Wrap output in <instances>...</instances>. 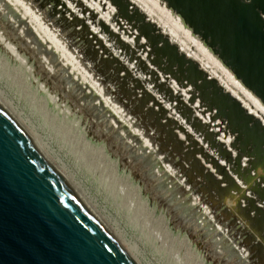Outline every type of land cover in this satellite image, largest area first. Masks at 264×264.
I'll use <instances>...</instances> for the list:
<instances>
[{
  "label": "rangeland",
  "instance_id": "obj_1",
  "mask_svg": "<svg viewBox=\"0 0 264 264\" xmlns=\"http://www.w3.org/2000/svg\"><path fill=\"white\" fill-rule=\"evenodd\" d=\"M27 1L39 18L49 25L48 28L61 42L63 48L77 58L80 67L72 71L69 63L64 66L61 56L47 44L46 38L41 37L34 25H31L28 16L22 18L20 24H16L19 22L14 23L11 18L5 16L3 7H0V98H3L17 118L19 115L20 121L27 125L29 131L30 129L34 131L30 133L46 152H49L56 167L62 170L111 228H115L137 259L142 264H264V227L254 228L257 221L264 218V173L259 176V168H264V129L259 128L261 129L264 124L261 123L263 121L259 119L260 116H255L252 111L246 112L249 110L246 102H243L239 95H234L230 88L226 89L227 86L224 84L227 78L225 75H233L248 93L256 99L259 98L264 105L263 100L238 76L245 71L250 82L256 83L264 93V83L252 78L256 73H264V68L258 63H255V66V61L260 62L257 59L248 58L246 65L243 63L246 53L239 46H242V43L235 40L234 36L226 35V27L221 24V20H217V14L213 11L216 0H139L144 4L138 0L135 1L136 4H133L132 0H122L124 3H119L118 0L117 5L121 8L116 5L117 0L110 2L94 0L99 5L102 3L100 6H104V2H109L106 4L109 7L105 5L106 7L98 9L90 4L92 2L93 5L96 4L93 0ZM128 1L129 3L124 5ZM241 2L242 6L250 4L251 7L254 4V0ZM231 4L233 5L227 3L226 6L237 8V5ZM113 5L117 7L112 8ZM141 6H144V9ZM75 11L80 17H76ZM261 11L263 12L260 10L258 16ZM139 13L142 19L139 18ZM18 15L15 14L16 17H19ZM82 16L89 18V22H95L99 31H92ZM260 16L264 21V14ZM135 17L139 20L136 21ZM186 19L196 28L201 27L211 32L214 39L223 40V53L232 60L238 74L214 50L218 47L207 44L205 38L195 32V28L190 26ZM78 20L84 22L87 29L81 25L82 22L78 23ZM164 20L167 22H163ZM176 21L181 30L183 28L181 32L179 31V37L183 39L177 37L179 39L171 40V34L166 31L169 26L164 23L174 24ZM122 27L128 30H123ZM130 29L132 30L129 33H132L134 38H130L131 35L127 33ZM145 31L149 34H144ZM145 35L148 37L150 35L152 39ZM138 37L142 39L141 42ZM135 38H138L139 44L137 40L134 41ZM156 40L158 42L154 43ZM177 41L182 43L181 46L187 44V47H196L194 50L197 53L194 55L187 53L188 50L183 46L180 47L183 48L180 50L182 53H179L177 50L180 49V45ZM192 41H194L192 44L187 43ZM89 43L95 48L92 58L88 48L90 45L87 46ZM165 44L167 45L164 46ZM232 44L237 47H232ZM145 46L148 48V55L146 54L144 58L140 50L146 49ZM249 46L250 44L245 45ZM158 49L160 53L162 49L163 54H159ZM167 52L170 55L166 54ZM198 52L201 55L200 59ZM137 56H141L142 59L138 60ZM107 59L111 63L107 62ZM155 59L158 61L157 64H154ZM202 59L208 60L207 64L202 62ZM150 60L154 62L152 66L148 62ZM178 60L181 62H177ZM208 62L212 63L210 67ZM107 63L110 65H106ZM212 66L215 68L214 72ZM252 66L262 70L256 71ZM188 69H192L190 70L192 73ZM168 70L172 71L168 73L169 75ZM223 70H226L225 73ZM183 71L188 72L186 76L184 75L186 79L197 72L193 80L197 79L195 82L198 85L194 81L191 83L196 85V89L194 86L190 88L191 95L198 91L197 96L201 94L204 97L200 95L203 98H199L200 105L196 106L205 105L208 109H215L213 112L216 116L226 111L232 115L239 102L240 105H237L239 112H245L247 115L237 116L233 113L236 119L235 116L224 113L228 118L221 115L223 117L220 116L219 119L218 116L220 122L212 124L211 120L206 121L203 115L199 117L200 114H195L194 117L199 118V127L205 131L207 137L199 138L203 131L196 133L191 130L192 125L187 124V119H181L182 115L186 114L183 112L185 108H179L180 106H176L178 101L177 103L174 100L169 101L171 97L167 96L168 91L176 92L179 97L183 95L184 92L180 88V84L185 82ZM212 72L221 75L222 78L216 75L215 77ZM92 79L94 85L90 83ZM160 80L168 82L165 90L167 93L155 88L158 82L161 83ZM176 80L179 84H175ZM225 96L231 103L235 96L234 100L239 101H233L232 105L228 101L227 104ZM221 97L223 98L220 99ZM190 98L192 97L189 96L188 100ZM181 99L185 98L182 96ZM188 100L185 101L187 105ZM222 105L225 110L229 107L228 110L225 111ZM240 106L243 111L247 109L241 112ZM201 109L199 108V111H203ZM248 114L254 115L253 119L256 122ZM211 124L218 126L217 130L210 128ZM221 129L224 131L223 134ZM225 132H229L231 136L233 134L232 141L221 139L222 135L224 137L228 135H224ZM241 132L259 145L256 155L263 157L262 162L258 164L259 168L252 169V174L244 171V168L250 167L252 157L241 154V148H236L238 144L241 147L243 143ZM219 133L220 135L216 136ZM214 141L217 143H213ZM223 146L227 151H222ZM248 149H252L251 146H248ZM194 159L202 166L194 162ZM222 168L226 171L224 172ZM230 181L237 185L235 186L237 189H230L227 192ZM240 189L243 193L246 189L244 196ZM230 193L234 197L238 196L239 200L235 203L230 202L227 196H230ZM254 207L261 209L256 213Z\"/></svg>",
  "mask_w": 264,
  "mask_h": 264
},
{
  "label": "water",
  "instance_id": "obj_2",
  "mask_svg": "<svg viewBox=\"0 0 264 264\" xmlns=\"http://www.w3.org/2000/svg\"><path fill=\"white\" fill-rule=\"evenodd\" d=\"M226 3L237 5L239 9L234 8L237 15L247 21L254 32L245 38L250 46H241L246 53L243 63L246 65L248 58L260 60L259 55L264 53L263 19L255 10L248 9V5L242 6L241 0H227ZM186 21L207 44L218 47L214 50L238 74L232 60L223 53L221 38L214 39L211 32ZM238 76L264 102L259 86L250 82L245 74ZM252 78L255 80V76ZM241 134L246 144L241 143V147L238 144L236 148H241V154L252 157L250 167L244 168L251 173L262 162L256 155L259 145L247 134ZM198 165L202 166L199 162ZM0 264H136L88 204L44 157L24 125L1 99Z\"/></svg>",
  "mask_w": 264,
  "mask_h": 264
},
{
  "label": "bare ground",
  "instance_id": "obj_3",
  "mask_svg": "<svg viewBox=\"0 0 264 264\" xmlns=\"http://www.w3.org/2000/svg\"><path fill=\"white\" fill-rule=\"evenodd\" d=\"M57 1H62V0H57ZM94 1V0H93ZM98 1V0H97ZM102 2L103 1H105V0H101ZM114 1V0H113ZM113 1H112V3H113ZM125 1V0H124ZM131 1V0H130ZM132 1H134V3L133 4H136V2L135 1H137V0H132ZM141 1V0H140ZM139 0H138V2H140ZM156 1V0H155ZM154 1V2H155ZM164 1V0H163ZM211 1V0H210ZM28 2L29 1H27V0H0V7H3V14H5V16H7V17H9V18H11L13 21H14V23H16V22H19V23H16V24H20V20L22 19V18H24L25 16H28V18H29V22L30 23H32L31 25H34L33 27H35V29H37L38 30V33H40L41 34V37L43 36V37H45L46 38V40L48 41V43L47 44H49L50 46H52L53 48H54V50H56V52H58L57 54H59L60 56H61V58H62V60H63V62H64V66H67L68 65V63L70 64V67H71V70L72 71H74V70H77L79 67H80V63L76 60L77 58H75V57H73V54H70L69 52H67L64 48H63V45H61V42H59V40L58 39H56V37L54 36V34L50 31L51 29H49L48 28V26L45 24V22H43V20H41L40 18H39V16H38V14H36V12H34V10H32V8H31V5L30 4H28ZM91 2V1H90ZM89 2V3H90ZM94 2H96V1H94ZM109 2H110V0H109ZM108 2V3H109ZM117 2H118V0L115 2L116 3V5H117ZM124 3L122 0H119V3ZM147 4H148V2L147 1H145ZM175 2V1H174ZM177 2V1H176ZM190 2V1H189ZM204 2V1H203ZM212 2H214V1H212ZM105 3V5L106 4H108L107 2H104ZM127 3H129V1L128 2H126V4H124V5H127ZM140 3H143L144 4V2H140ZM145 3V5H147ZM151 3H152V1H151ZM151 3H149V5L151 6ZM191 3V2H190ZM206 3H207V1H206ZM209 3V2H208ZM253 3V2H252ZM7 4V5H6ZM60 4V3H59ZM58 4V5H59ZM90 4H92V6L93 7H96L97 9L99 8V7H104V6H100V5H102V3H100V5L96 2V4H94L93 5V2L92 3H90ZM114 4V3H113ZM133 4H131V5H133ZM138 4V3H137ZM142 4V5H143ZM155 4H156V2H155ZM192 4H193V1H192ZM212 4V3H211ZM226 0H216V5H215V7L213 8V9H215V10H213L216 14H217V17L216 18H218L217 20L219 21V20H221V24L222 25H224V27H226V29H225V31L227 30V34L226 35H230V36H234V38H235V40H237V41H239V42H241L242 43V45H246V44H249V42H248V40L247 39H245V38H247L248 37V35L249 34H251V33H254L251 29H250V27H249V24L247 23V21H245V20H242L238 15H237V11H235L234 9H232V7H230V8H228L227 6H226ZM228 4H230V3H228ZM128 5H130V4H128ZM141 5V4H140ZM157 5V4H156ZM160 5V4H159ZM165 5V4H164ZM187 5V4H186ZM231 5V4H230ZM247 5V4H246ZM71 6V5H70ZM107 6V5H106ZM105 6V7H106ZM118 6V8H121V6L120 5H117ZM117 6H115V7H117ZM139 6V5H138ZM138 6H136V10H137V7ZM150 6H148L149 8H150ZM211 6V5H210ZM249 6H250V4H249ZM248 6V7H249ZM107 7H109V6H107ZM114 7V5H113V7L112 8H115ZM123 7V6H122ZM125 7H127V6H125ZM142 7V6H141ZM144 7V6H143ZM142 7V8H143ZM153 7H156V6H153ZM196 7V6H195ZM226 7V8H225ZM234 7V6H233ZM111 8V7H110ZM117 8V9H118ZM139 8H140V6H139ZM141 8V10H143ZM148 8V9H149ZM157 9H158V7H156ZM190 8H191V6H190ZM194 8V7H193ZM236 8V7H235ZM107 9H109V8H107ZM125 9V8H124ZM165 9V8H164ZM168 9V8H167ZM208 9V8H207ZM237 9H239L238 7H237ZM248 9H251V10H255L257 13L258 12H260V10H263V12L261 11V13H260V15L261 14H264V2H263V0H254V4H253V6H251V7H249ZM112 10V9H111ZM111 10H110V12H111ZM123 10V9H122ZM121 10V11H122ZM126 10V9H125ZM125 10H124V12H125ZM139 10V9H138ZM140 10V11H141ZM152 10V9H151ZM153 10L155 11V9L153 8ZM188 10V9H187ZM212 10H210V12L212 11ZM114 11V10H113ZM119 11V10H118ZM139 11V12H140ZM147 11V10H146ZM153 11V12H154ZM212 11V12H213ZM108 12V11H107ZM124 12H122V13H124ZM138 11H136V13H137ZM144 12V11H143ZM152 12V11H151ZM156 12V11H155ZM162 12V11H161ZM196 12H198V11H196ZM211 12V13H212ZM16 13H18L19 15V17H16L15 16V14ZM126 13H127V11H126ZM147 13V12H146ZM150 13V12H149ZM159 13V12H158ZM163 13V12H162ZM189 13V12H188ZM191 13V12H190ZM195 13V12H194ZM199 13H200V11H199ZM2 14V15H3ZM108 14V13H107ZM112 14V12L109 14V15H111ZM125 14V13H124ZM134 14V13H133ZM142 14V13H141ZM161 14V13H160ZM259 14V13H258ZM75 15H76V17L78 16V17H80V14L78 13L77 14V12L75 11ZM74 15V16H75ZM105 15H106V13H105ZM139 15H140V13H139ZM155 15V14H154ZM158 15V14H157ZM195 14H193V16H194ZM198 15V14H197ZM208 15H209V13H208ZM108 16V15H107ZM132 16V15H131ZM137 16V15H136ZM165 16V15H164ZM213 16V15H212ZM83 17V19L84 20H86L88 23H89V25H90V28L92 29V31H94V32H98L99 31V29L97 28V26L95 25V22H89V18H85V16H82ZM106 17V16H105ZM126 17H128V16H126ZM132 17H134V16H132ZM139 16H137V18H138ZM142 17V15H140V17L139 18H141ZM153 17V16H152ZM159 17V16H158ZM168 17H171V16H168ZM195 17V16H194ZM206 17V16H205ZM209 17V16H208ZM136 18V17H135ZM136 18V21L137 20H139V19H137ZM161 18V17H160ZM201 18V17H200ZM4 19H6V18H4ZM3 19V20H4ZM75 19V18H74ZM142 19V18H141ZM154 19V18H153ZM172 19V18H171ZM24 20V19H23ZM80 20V19H79ZM79 20H78V23H80L81 24V22H79ZM160 20V19H159ZM162 20V19H161ZM76 21H77V18H76ZM130 21H132V19L130 20ZM133 21H134V19H133ZM141 21H143V20H141ZM157 21H158V19H157ZM166 20H164L163 22H165ZM170 21V20H169ZM168 21V22H169ZM174 21V20H173ZM178 21V20H177ZM174 22V24H172V23H164V24H166V25H168L169 26V28H168V30H166V31H168L170 34H171V37H172V39L171 40H175V38H177V37H179V31L181 32L182 30H183V28H182V30H181V26L179 25V23L178 22ZM245 21V22H244ZM23 22V21H22ZM21 22V23H22ZM87 22H85V23H87ZM159 22V21H158ZM162 22V21H161ZM167 22V21H166ZM170 22H172V20L170 21ZM27 23H28V21H27ZM132 23V22H131ZM160 23V22H159ZM158 23V24H159ZM79 24V25H80ZM157 24V25H158ZM161 24V23H160ZM220 24V23H219ZM81 25H84L85 27H86V29H87V26L84 24V22H82V24ZM120 25V24H119ZM123 25H125V23L123 24ZM128 25H129V23H128ZM132 25V24H131ZM218 25V24H217ZM226 25V26H225ZM84 26H82V27H84ZM127 26V25H126ZM163 26V25H162ZM215 26V25H214ZM219 26V25H218ZM84 27V28H85ZM124 27V26H123ZM123 27L121 28V29H123ZM128 27V26H127ZM164 27V26H163ZM130 28V27H129ZM220 29H221V26L219 27ZM117 29V28H116ZM126 29V28H125ZM125 29H123V30H125ZM163 29V28H162ZM218 29V28H217ZM219 29V30H220ZM126 30H128V29H126ZM131 30L132 29H130V31H128L127 33H129V32H131ZM82 31H83V28H82ZM163 31H165V30H163ZM224 31V30H223ZM93 32V33H94ZM101 32H103V31H101ZM100 32V33H101ZM126 32V31H125ZM106 33V32H105ZM167 33V32H166ZM219 33H220V31H219ZM222 33V32H221ZM98 34V33H97ZM122 34V33H121ZM130 34V33H129ZM132 34V33H131ZM130 34V35H131ZM143 34V33H142ZM140 35L141 37L144 35V34H147L146 33V31H145V33L143 34V35ZM149 34V33H148ZM147 34V35H148ZM223 34V33H222ZM102 35V34H101ZM147 35H145V36H147ZM167 35H168V33H167ZM182 35V34H181ZM180 35V36H181ZM189 35V34H188ZM191 35V34H190ZM225 35V34H224ZM102 36H104V35H102ZM139 36V37H140ZM183 36V35H182ZM229 36V37H230ZM105 37V36H104ZM133 36L131 35V37L130 38H132ZM138 37V38H139ZM185 37V36H184ZM39 38V37H38ZM44 38V39H45ZM106 38V37H105ZM128 38V37H127ZM134 38V37H133ZM138 38H135L134 39V41L135 40H137V44H139L141 41H142V39L140 40V38H139V40H140V42H139V40H138ZM143 38V37H142ZM147 38H150V35H149V37L147 36ZM179 38H182V37H179ZM179 38H177V39H179ZM187 38V37H186ZM93 39H94V37H93ZM150 39H152V38H150ZM150 39H149V41H150ZM166 39V38H165ZM168 39V38H167ZM183 39V38H182ZM192 39V38H191ZM217 39V38H216ZM230 39V38H229ZM169 40V39H168ZM184 40H186V39H184ZM189 40V39H188ZM45 41V40H44ZM111 41V40H110ZM113 41V40H112ZM179 41V40H178ZM177 41V42H178ZM181 41H183V40H181ZM191 41V40H190ZM196 41V40H195ZM198 41H200V40H198ZM223 41V40H222ZM46 42V41H45ZM88 42V41H87ZM151 42V41H150ZM158 41L156 40V42H154V43H157ZM194 41H192V42H187V43H193ZM133 43H135V42H133ZM179 43V42H178ZM177 43V44H178ZM181 43V42H180ZM180 43L178 44V45H180ZM197 43V42H196ZM241 43H239V44H241ZM182 44V43H181ZM229 44V43H228ZM235 44V43H234ZM88 45H90V47L88 46ZM144 45V44H143ZM147 45V44H146ZM167 44H165L164 46H166ZM170 45V44H169ZM168 45V46H169ZM175 45H176V43H175ZM196 45V44H195ZM233 45V44H232ZM41 46V45H40ZM87 46H88V48L90 49V53H92V55L90 54V58H92L91 56H93L94 55V50H93V45H92V43L90 44H87ZM135 46H136V43H135ZM139 46V45H138ZM141 46H142V44H141ZM183 46V48H185V49H187L188 51H186L187 53L189 52L190 54H192V55H194V53L196 54L197 52H195V50H194V48H196V47H187L188 45L186 44V46H184V45H182ZM181 45L179 46V48L180 47H182ZM192 46V45H191ZM194 46V45H193ZM234 46H236V45H233L232 47H234ZM240 47H241V45H239ZM10 47V46H9ZM113 47V46H112ZM111 47V48H112ZM146 47V46H145ZM171 47H173V46H171ZM230 48H231V45L229 46ZM237 47V46H236ZM239 47V48H240ZM139 48H141L142 49V47H139ZM158 48V47H157ZM163 48H165V47H163ZM173 48H175V46L173 47ZM182 48V49H183ZM199 48V47H198ZM247 48V47H246ZM95 49V48H94ZM148 48L146 47V49H142V50H140L141 51V55L142 56H144V58L146 57V54H147V52H148V50H147ZM168 49V48H167ZM166 49V50H167ZM171 49V48H170ZM181 48L179 49V50H177V51H179V53L181 52L180 50H182ZM202 49V48H201ZM157 50V49H156ZM228 50V49H227ZM230 50V49H229ZM235 50V49H234ZM96 51V50H95ZM169 51H171V50H169ZM232 51V50H231ZM230 51V52H231ZM152 53H153V51H151ZM157 52H159V49H158V51ZM201 52V51H200ZM205 52V51H204ZM229 52V51H228ZM236 52H237V50H236ZM96 53V52H95ZM139 53V52H138ZM149 53H150V51H149ZM151 53V54H152ZM161 53L163 54V52H162V49H161ZM160 52H159V54H161ZM173 53H175L174 51H173ZM179 53H177V54H179ZM182 53V52H181ZM207 53V52H206ZM209 53V52H208ZM243 53V52H242ZM97 54V53H96ZM118 54V53H117ZM135 55H136V53H134ZM140 54V53H139ZM151 54H149V57H151ZM166 54H169L170 55V53L169 52H167ZM176 54V55H177ZM184 54V53H183ZM186 54V53H185ZM231 54V53H230ZM264 54V53H263ZM263 54H260L259 56L261 57V59H260V62H258V65H261L263 68H264V55ZM119 55V54H118ZM122 55V54H121ZM148 55V54H147ZM154 55H155V53H154ZM173 55V54H172ZM175 55V56H176ZM189 55V54H188ZM229 55V54H228ZM87 56H89V55H87ZM129 56V55H128ZM127 56V57H128ZM134 56V55H133ZM198 58L200 59V54H199V52H198ZM205 56V55H204ZM207 56H209V55H207ZM211 56V55H210ZM59 57V56H58ZM138 57V56H137ZM137 57H135V58H137ZM171 56H169V58H170ZM194 57V56H193ZM21 58V57H20ZM135 58H132V59H134L135 60ZM139 58H141L142 59V57L140 56V57H138V60H140ZM184 60L183 61H185V58H187V56L185 55V58H184V56L182 57ZM126 59V58H125ZM124 59V60H125ZM131 59V61H133ZM154 59V58H153ZM170 59H172V58H170ZM192 59V58H191ZM196 59V58H195ZM198 59V60H199ZM214 59L215 58H213V61H214ZM126 60H128V59H126ZM130 60V59H129ZM173 60H176V59H173ZM187 60V59H186ZM197 60V59H196ZM206 60V59H205ZM211 60V59H210ZM19 61V60H18ZM103 61H105V60H103ZM107 62H110L111 63V61H108V59L106 60ZM143 61V60H142ZM155 63H154V62ZM153 61H148V62H150V66H152V64L154 63V64H157L158 63V61L155 59V60H153ZM156 61H157V63H156ZM189 61V60H188ZM207 61L208 60H206V61H203V59H202V62H206V64H207ZM249 62H250V60H248ZM125 62V61H124ZM141 62V61H140ZM173 62H175V61H173ZM177 62H181V61H177ZM193 62H195V60L193 61ZM200 62V61H199ZM106 63V62H105ZM128 63H130V62H128ZM135 63V62H134ZM143 63V62H142ZM141 63V65H143ZM172 63V62H171ZM198 63V62H197ZM208 63H210V62H208ZM215 63H216V61H215ZM102 64H103V62H102ZM180 64V63H179ZM185 64V63H184ZM196 64V63H195ZM200 64H202L201 62H200ZM212 63H210V64H208L209 65V67H210V65H211ZM106 65H110L109 63H107ZM132 65H133V62H132ZM139 65V64H138ZM140 65V66H141ZM183 65V64H182ZM193 65H194V63H193ZM25 66V65H24ZM103 66H105V65H103ZM102 66V67H103ZM130 66H131V64H130ZM136 66H137V62H136ZM154 66V65H153ZM190 66H191V64H190ZM195 66V65H194ZM201 66H204V65H201ZM255 66H256V64H255ZM146 67H148L147 65H146ZM145 67V68H146ZM181 67V66H180ZM183 67V66H182ZM208 67V66H207ZM215 67V66H214ZM104 68V67H103ZM149 68V67H148ZM168 68V67H167ZM167 68L165 69V68H163L164 70H167ZM239 68V67H238ZM141 69V68H140ZM143 69H144V67H143ZM142 69V70H143ZM151 69V68H150ZM170 69H171V67H170ZM169 69V70H170ZM181 69V68H180ZM185 69V68H184ZM198 69V68H197ZM209 69V68H208ZM211 69V68H210ZM212 69H213V66H212ZM211 69V70H212ZM246 69V68H245ZM149 70V69H148ZM147 70V71H148ZM167 71V74L170 72V71ZM187 70V69H186ZM185 70V71H186ZM189 70V69H188ZM190 70H192V69H190ZM189 70V71H190ZM205 70V69H204ZM210 70V71H211ZM214 70H215V68L213 69V72H214ZM242 70V69H241ZM247 70H248V68H247ZM246 70V72H248V73H250L249 71H247ZM254 70V69H253ZM145 71V70H144ZM161 71V70H160ZM181 71V70H180ZM185 71H183V74H182V76H186V73H188V72H186L185 73ZM206 71H207V69H206ZM205 71V72H206ZM218 71V70H217ZM224 71V70H223ZM226 71V70H225ZM225 71H224V73H225ZM182 72V71H181ZM191 72V71H190ZM205 72H203L204 74H205ZM209 72V71H208ZM212 72V74H214ZM220 72V71H219ZM222 72V71H221ZM145 73H147V72H145ZM145 73H144V75H145ZM153 73V72H152ZM170 73H172V71L170 72ZM185 73V74H184ZM192 73V72H191ZM210 74H211V72H209ZM245 73V71H243L242 72V74H244ZM261 73V72H260ZM256 73V76H255V78L256 79H258L259 80V82H263L264 83V73ZM141 74V73H140ZM148 74V73H147ZM150 74V73H149ZM148 74V75H149ZM156 74V73H155ZM162 74V73H161ZM165 74V73H164ZM195 74H197V72L195 73ZM194 73L193 74H191V75H187L188 77H187V79H186V77L184 76L183 78H185V82L187 81L188 83H185V82H183L182 84H180V88L182 89V92H184L183 93V95H181L180 97H179V95L178 94H176V92L175 93H173V91H168V93L169 94H167V96L169 95L171 98L169 99V101L170 100H174V102H176V101H178V103L176 104V106H180L179 108H182V109H184V111L183 112H185L186 114L185 115H182L183 116V118H181V119H187L186 120V122H187V124H190V125H192V128H191V130H193V131H195L196 133H199L200 131L202 132L203 130H201L202 128L201 127H199V118H198V116L197 117H194V115L195 114H200V116L199 117H201V115H203L204 117H205V120L206 121H210L211 120V123L213 124V122L215 123V122H218L219 120H218V116H216V115H214V110H212L211 108H207V107H205V105L203 106V105H201L200 107H198V106H196V104L197 105H200L199 104V98H201V96H203V95H199V96H197L198 94H197V92L198 91H196L195 93H193V95H191V93H192V91L190 90V88H192V86H194V88H195V86L196 85H191V83L194 81L193 79H194V75H195ZM219 74V73H218ZM223 74V73H222ZM230 74V73H229ZM143 75V74H142ZM143 75V76H144ZM148 75H146V76H148ZM169 75V74H168ZM175 75V74H174ZM173 75V76H174ZM200 75V74H199ZM218 76L217 75V73H215L214 74V76ZM227 75V74H226ZM225 75V77H227V78H225V82H224V84L228 87H226V89H229L230 88V90H232L233 91V93H234V95H239L241 98H242V101L243 102H246L245 104H247L246 106L249 108V110H247L246 112H248V111H252L253 112V114L256 116V115H258V116H260L259 117V119H261L263 122H261V123H263L264 124V105L258 100V99H256V98H254L250 93H248L247 91H246V89L244 88V86H243V84H241V82L240 81H237V79H236V77L234 78L233 77V75H229V76H226ZM245 75H247L246 73H245ZM250 75H253V74H250ZM88 76V75H87ZM86 76V77H87ZM143 76H141V78L143 77ZM145 76V77H146ZM181 76V75H180ZM180 76H179V78L178 79H180ZM215 76V77H216ZM220 77H221V75H219ZM218 76V77H219ZM89 77V76H88ZM170 77H171V74H170ZM174 77H177V76H174ZM200 77V76H199ZM219 77V78H220ZM83 78H85V75L83 76ZM144 78V77H143ZM142 78V79H143ZM148 78V77H147ZM154 78V77H153ZM157 78H159V76L157 77ZM160 78H162V76L160 77ZM222 78V77H221ZM91 79V78H90ZM94 79V78H93ZM93 79L91 80V82L90 83H92L93 84ZM152 79V78H151ZM168 79V78H167ZM169 79H171V78H169ZM175 79V78H174ZM196 79V78H195ZM216 79H218V78H216ZM261 79V80H260ZM182 81H183V79H181ZM197 80V79H196ZM195 80V81H196ZM224 80V79H223ZM223 80H221V81H223ZM96 81V80H95ZM151 81V80H150ZM149 81V82H150ZM157 81H159V79L157 80ZM161 81V83L160 82H158L157 84H156V86H155V88L157 87V88H160V90L161 91H165L166 89H167V85H166V83H168V82H166V83H164V82H162V80H160ZM172 81H174L173 79H172ZM181 81V82H182ZM194 81V82H195ZM97 82V81H96ZM96 82H94V83H96ZM156 82V81H155ZM175 82H177V83H175ZM174 83L175 84H179L178 83V80H176ZM179 82H180V80H179ZM216 82H217V80H216ZM258 82V83H259ZM154 83V82H153ZM196 84H197V82H195ZM209 83V82H208ZM215 83V82H214ZM217 83H221L222 84V82H217ZM216 83V84H217ZM97 84V83H96ZM96 84H95V86H96ZM160 84V85H159ZM170 84V83H169ZM215 84V85H216ZM224 84H223V86H224ZM94 85V84H93ZM174 85V84H173ZM198 85V84H197ZM149 86V85H148ZM170 86H172V84L170 85ZM217 86H220V85H218L217 84ZM223 86H221V88L223 87ZM225 87V86H224ZM175 88H177V87H175ZM197 88H198V86H197ZM196 89V88H195ZM223 89V88H222ZM175 90V89H174ZM219 90V89H218ZM223 90H225V89H223ZM227 91V90H226ZM225 91V92H226ZM229 92V91H228ZM165 93H167L166 91H165ZM165 93H163V94H165ZM204 93V92H203ZM202 93V94H203ZM232 93V94H233ZM171 94V95H170ZM174 94H176L177 95V97H175L174 96ZM186 94V95H185ZM226 94V93H225ZM225 94H222L223 96L225 95ZM264 94V93H263ZM206 95V94H205ZM182 96H183V98H185V99H181L182 98ZM189 96H191L192 98H190V100H188V97ZM228 96H229V93H228ZM1 97V96H0ZM174 97L176 98V99H174ZM204 97V96H203ZM202 97V98H203ZM226 97V96H225ZM236 97V96H235ZM235 97H233L232 99H233V101H235L234 100V98ZM239 97V98H240ZM201 98V99H202ZM206 98V97H205ZM205 98H204V100H203V102L205 101ZM223 97H221L220 99H222ZM230 98V97H229ZM1 100L3 99V98H0ZM168 99V98H167ZM200 99V100H201ZM226 99H227V97H226ZM187 100L189 101V104H190V106H188L186 103H185V101L187 102ZM224 100V99H223ZM3 101V100H2ZM202 101V100H201ZM219 101H221V100H219ZM229 100L227 99L226 100V103L228 102ZM233 101H232V103H233ZM239 101V100H238ZM237 100L235 101V102H238ZM6 105H7V103L5 102V101H3ZM166 102H167V100H166ZM225 103V101H222V103ZM235 102H234V104H235ZM170 103V102H169ZM200 103H202V102H200ZM217 103V102H216ZM229 103L232 105V103L229 101ZM229 103H227V104H229ZM239 103V102H238ZM236 104V107L234 108V111H233V113L234 114H236L237 116H239V114H246L247 115V113H245L244 111L247 109H244V111H243V109L241 108V106H240V108H241V112H244V113H240L239 112V110H238V106L237 105H240V104ZM174 104V103H173ZM218 104V103H217ZM191 105H193L194 107L192 108L191 107ZM213 105H215V104H213ZM242 105V104H241ZM8 106V105H7ZM219 106H221V103L219 104ZM219 106H217V107H219ZM226 106V105H225ZM230 106V105H229ZM242 106H244V104L242 105ZM210 107V106H209ZM216 107V106H215ZM222 107H223V109L225 108L223 105H222ZM231 107V106H230ZM234 107V106H233ZM174 108V107H173ZM172 108V109H173ZM199 108L201 109V110H205L204 112L203 111H199ZM205 108H207V110L205 109ZM214 108V107H213ZM220 108V107H219ZM229 108V107H228ZM228 108L226 109V110H228ZM244 108V107H243ZM13 109V108H12ZM118 109H120V107L118 108ZM117 109V110H118ZM233 109V108H232ZM11 110V109H10ZM176 110V109H175ZM225 110V109H224ZM225 110V111H226ZM12 111V110H11ZM214 111V112H213ZM223 111V110H222ZM229 111H231V110H229ZM224 112V111H223ZM179 113V112H178ZM225 113V112H224ZM224 113L222 114L221 113V115H224ZM226 113L228 114V112L226 111ZM225 113V114H226ZM231 113H232V111H231ZM233 113H232V115H230V114H228V116L230 115V116H235V115H233ZM190 114V115H189ZM220 115V116H221ZM246 115H244L245 117H246ZM254 115H250V114H248V116L249 117H251V119L252 120H254L255 119V117H254ZM16 116V115H15ZM220 116H219V119H220ZM241 116V115H240ZM243 116V117H244ZM221 117H223V116H221ZM224 117H227L226 115H224ZM236 117V116H235ZM244 117V118H245ZM228 118V117H227ZM230 118V117H229ZM254 118V119H253ZM18 119H19V115H18ZM235 119V118H234ZM236 119H237V117H236ZM238 119H240L239 117H238ZM250 119V118H249ZM19 120H21V119H19ZM251 120V121H252ZM185 121V120H184ZM194 121V122H193ZM242 121H244L243 119H242ZM255 121V120H254ZM254 121H252V122H254ZM260 121V120H259ZM23 122V121H22ZM21 122V123H22ZM220 122V121H219ZM256 122V121H255ZM24 123V122H23ZM22 123V124H23ZM258 123V122H257ZM260 123V122H259ZM27 124V123H26ZM212 124L210 125V128H213L214 130H217V128H218V126H216V125H214V126H212ZM223 124V123H222ZM24 125V124H23ZM223 125H225V124H223ZM26 126L27 125H24V127H25V129H26V131H27V133H28V135L30 136V138H31V140L34 142V144L37 146V148L40 150V152L44 155V157L49 161V163L54 167V168H56V171L63 177V179L77 192V194L88 204V206L93 210V212L97 215V217L101 220V222L106 226V228L110 231V233L114 236V237H116V239L120 242V244L124 247V249L128 252V254L132 257V259L135 261V263L136 264H142L138 259H137V257L134 255V253L131 251V249H130V247L125 243V241L120 237V235H119V233H117V231L116 230H114L115 228H111V226L100 216V214L96 211V209L89 203V202H87V200L79 193V191L73 186V184L70 182V180H69V178L68 177H66V175L62 172V170L59 168V167H56V165L53 163V161H52V158L49 156L50 154H49V152H46V150H45V148L44 147H42L41 146V144L33 137L34 135H32L31 133H30V131H32L31 129H30V131L26 128ZM220 126V125H219ZM258 127H259V124L257 125ZM181 127V126H180ZM179 127V128H180ZM183 127V126H182ZM221 127V126H220ZM223 127V126H222ZM184 128V127H183ZM194 129H196V130H194ZM227 129V128H226ZM262 129H264V125H263V127L261 126V129L259 128V130H262ZM180 130H182V128L180 129ZM255 130V129H254ZM183 131L185 132L186 130L185 129H183ZM253 131V130H252ZM32 132H34V131H32ZM221 132H222V134H223V129H221ZM220 132V133H221ZM227 132V131H226ZM224 133V135L226 134H228V133ZM263 132H264V130H263ZM181 133V132H180ZM183 133V132H182ZM185 133H187V132H185ZM195 133V134H196ZM220 133L219 134H216V136L217 135H220ZM253 133V132H252ZM260 133V132H259ZM258 133V134H259ZM221 134V135H222ZM257 134V135H258ZM261 134V133H260ZM264 134V133H263ZM263 134H261L262 135V137H263ZM184 135H186V134H184ZM253 135V134H252ZM257 135H256V137H257ZM208 136V138H209V135H207ZM232 136H233V134H232ZM232 136L230 135V134H228L226 137H224L223 135L221 136V139H223V140H228V142L229 141H232L231 139H232ZM36 137V136H35ZM203 137H206V135H205V131H203V133L201 134V135H199V138H203ZM38 138V137H37ZM207 138V137H206ZM206 138H205V140H206ZM211 138V137H210ZM39 139V138H38ZM212 139H213V137H212ZM212 139H210V140H212ZM209 140V139H208ZM207 140V141H208ZM213 141V140H212ZM211 141V142H212ZM210 142V143H211ZM258 142H259V140H258ZM209 143V144H210ZM213 143H217V142H213ZM212 143V144H213ZM220 143V142H219ZM218 143V144H219ZM259 143H261V142H259ZM215 145V144H214ZM210 147V146H209ZM211 147H213V146H211ZM232 147V146H231ZM215 148H217V145H215ZM214 148V149H215ZM212 149V148H211ZM264 156V155H263ZM224 157H222V159H223ZM261 158H263L262 156H261ZM243 160V159H242ZM213 161V160H212ZM244 162L246 161V160H243ZM260 163V162H259ZM259 166V165H258ZM261 166H262V164H261ZM259 168V167H258ZM264 168H259V174H257V177H258V175L259 176H261V174L262 173H264V170H263ZM252 178H254V177H252ZM255 180V179H254ZM251 184V183H250ZM235 186H237L235 183H232L231 181L229 182V190H227V192H229L230 191V189H237V188H235ZM248 187V186H247ZM239 189V188H238ZM225 190V189H224ZM241 190L242 189H240L239 191L241 192ZM246 190V189H245ZM245 190H243L244 191V193H246V191ZM223 191V190H222ZM223 192H226V191H223ZM227 192H226V194H227ZM241 193H243V192H241ZM244 193H243V196H244ZM228 197H229V201L230 202H232L233 201V203H235V201H238L239 199V192H238V196H232L231 195V193H230V196L229 195H227ZM225 197V196H224ZM255 208V207H254ZM253 208V209H254ZM256 210V213L258 212V210H260L261 208H259V209H257V208H255ZM260 213H261V211H260ZM256 226H254V228H262V227H264V218L263 219H261V220H258L257 221V224H255ZM263 230V229H262ZM136 252V251H135Z\"/></svg>",
  "mask_w": 264,
  "mask_h": 264
}]
</instances>
